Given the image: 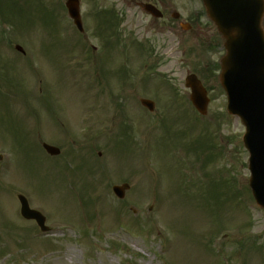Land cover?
<instances>
[{
  "label": "rangeland",
  "instance_id": "374dc122",
  "mask_svg": "<svg viewBox=\"0 0 264 264\" xmlns=\"http://www.w3.org/2000/svg\"><path fill=\"white\" fill-rule=\"evenodd\" d=\"M11 1L15 10L1 7L8 23L0 14V264H264L245 127L227 114L217 72L201 77L223 51H211L205 34H170V54L156 64L121 23L126 48L110 41L95 61L100 35L117 38L111 27L100 31L107 23L84 22L85 43L65 0ZM172 1L182 17L202 9L200 0ZM89 8L81 0L83 16ZM188 73L211 85L206 117L180 100L157 118L133 102L143 88L162 95L166 85L185 99ZM44 142L61 154L49 156ZM122 183L130 188L118 199L112 187ZM18 194L46 216L50 233L21 217Z\"/></svg>",
  "mask_w": 264,
  "mask_h": 264
},
{
  "label": "water",
  "instance_id": "95a60500",
  "mask_svg": "<svg viewBox=\"0 0 264 264\" xmlns=\"http://www.w3.org/2000/svg\"><path fill=\"white\" fill-rule=\"evenodd\" d=\"M203 1L209 16L225 38L226 55L222 60L221 83L228 95L229 112L239 116L246 126L244 143L251 154V187L258 204L264 207V31L261 26L264 0ZM68 6L81 28L76 2L69 0ZM187 86L191 88V100L196 108L206 114L209 99L201 82L195 75H190ZM143 103L154 109L153 103ZM44 147L52 155L60 153L57 147L47 144ZM128 187H114V191L123 197ZM19 199L22 215L36 219L43 227L45 218L30 209L24 196L20 195Z\"/></svg>",
  "mask_w": 264,
  "mask_h": 264
},
{
  "label": "flooded vegetation",
  "instance_id": "af4514ba",
  "mask_svg": "<svg viewBox=\"0 0 264 264\" xmlns=\"http://www.w3.org/2000/svg\"><path fill=\"white\" fill-rule=\"evenodd\" d=\"M89 4L90 8L85 14L88 22L100 20L97 14L102 11L107 17L109 14L116 19L119 25L126 23L134 27L138 46H142L148 56L155 58L156 64L162 56L170 54L169 47L165 45L166 38L177 31L182 36L191 33L195 38L205 34L211 44L217 49L221 48L214 31L211 32L210 26H205L208 21L199 10H191L182 20L172 0H89ZM149 5L154 7L150 8ZM145 94L146 97L157 98L158 103H165V100L158 99L156 90H148Z\"/></svg>",
  "mask_w": 264,
  "mask_h": 264
}]
</instances>
